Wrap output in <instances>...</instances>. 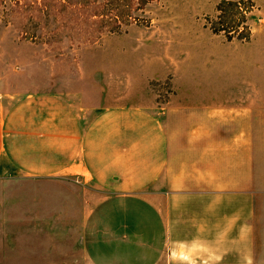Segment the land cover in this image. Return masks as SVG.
Returning a JSON list of instances; mask_svg holds the SVG:
<instances>
[{"label":"rangeland","instance_id":"374dc122","mask_svg":"<svg viewBox=\"0 0 264 264\" xmlns=\"http://www.w3.org/2000/svg\"><path fill=\"white\" fill-rule=\"evenodd\" d=\"M40 93L162 123L169 232L81 177L8 178L0 264H264V0H0V103Z\"/></svg>","mask_w":264,"mask_h":264},{"label":"crops","instance_id":"0c3cea01","mask_svg":"<svg viewBox=\"0 0 264 264\" xmlns=\"http://www.w3.org/2000/svg\"><path fill=\"white\" fill-rule=\"evenodd\" d=\"M91 112L51 93L0 103V181L81 177L91 199L140 201L168 235L174 200L160 185L168 163L162 123L136 106ZM104 203L87 201L86 216Z\"/></svg>","mask_w":264,"mask_h":264}]
</instances>
